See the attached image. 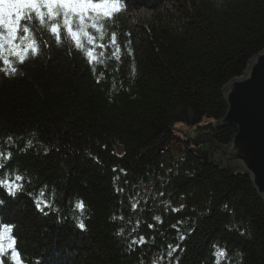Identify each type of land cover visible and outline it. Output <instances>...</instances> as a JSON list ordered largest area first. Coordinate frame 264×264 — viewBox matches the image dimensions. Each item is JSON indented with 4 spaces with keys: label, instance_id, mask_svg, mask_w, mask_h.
<instances>
[{
    "label": "trees",
    "instance_id": "16d2710c",
    "mask_svg": "<svg viewBox=\"0 0 264 264\" xmlns=\"http://www.w3.org/2000/svg\"><path fill=\"white\" fill-rule=\"evenodd\" d=\"M124 3L101 21L102 40L88 29L94 48L86 38L77 48L63 28L57 44L48 30L57 21L33 15L22 23L38 54L21 64L4 51L17 72L0 71V153H11L0 178L23 179L15 196L0 187V222L14 226L26 264H216V248L220 264H264V198L250 175L204 164L192 149L207 135L229 146L237 131L204 127L225 116L226 86L264 50V0ZM112 32L119 60L99 47ZM141 235L146 243L133 245ZM169 244L180 249L170 259Z\"/></svg>",
    "mask_w": 264,
    "mask_h": 264
},
{
    "label": "snow or ice",
    "instance_id": "6c2138e0",
    "mask_svg": "<svg viewBox=\"0 0 264 264\" xmlns=\"http://www.w3.org/2000/svg\"><path fill=\"white\" fill-rule=\"evenodd\" d=\"M126 7L124 0H0V59H3V63L6 66L5 68H0V71L13 75L17 72V68L3 55L5 50L16 56L17 61L21 64L28 58L29 51L33 56L38 54V43L32 36L27 23H22L25 21L30 22L33 19V15L42 26L46 23L45 18L49 22L57 21L50 23L48 26V30L55 37L57 44L61 42L60 33L61 28H63L65 35L71 39L77 48L83 47L82 40L85 38L94 48L96 46L94 43L95 37L89 33L88 29L91 28L98 32L102 40L105 33L104 24L101 21L105 19L111 20L116 14L124 11ZM20 31L24 33V36L20 37L23 47H21V44L14 43ZM24 41L28 42L25 44ZM5 45L8 46L7 49H5ZM99 47L114 48L113 57L116 60L120 59V45L117 43V34L115 32L111 33L108 45L101 44ZM128 54L131 55L130 49H128ZM85 55L89 63L97 61V56L93 49L87 50ZM10 140L11 138L9 137ZM29 145H31V141H29ZM0 158L4 160L11 159V153H0ZM2 167H4V164L0 163V168ZM22 179L23 177L17 173H13L11 176L6 174L3 178H0V187H3L9 195L15 196L22 188V185L17 182ZM42 197L43 192L35 200L36 207L40 211L50 206ZM0 204H3V201H0ZM136 208L137 204L133 203L132 209L135 211ZM84 209V202L82 200L76 201L74 210L83 216ZM172 211H179V209H172ZM154 219L162 223L160 217L157 216ZM138 225L139 222H137ZM77 226L81 230L85 229L83 219L77 220ZM13 227V225L0 222V264H3L4 258H7L11 264H26L25 258L17 248L16 237L12 235ZM148 227L152 228L153 225L149 224ZM178 239L183 240L184 236L181 235ZM131 243L133 245H144L146 239L141 235L138 239H133ZM168 248L167 257L169 259L176 251L180 250L179 245L173 247V245L169 244ZM214 255L216 256V264H220L226 253L223 249L216 248ZM160 259L163 260L164 257L161 256ZM153 264H157V261L154 260Z\"/></svg>",
    "mask_w": 264,
    "mask_h": 264
},
{
    "label": "water",
    "instance_id": "95a60500",
    "mask_svg": "<svg viewBox=\"0 0 264 264\" xmlns=\"http://www.w3.org/2000/svg\"><path fill=\"white\" fill-rule=\"evenodd\" d=\"M226 101L225 116L215 127L210 123L204 128L215 131L217 127L233 125L237 131L230 145H220L207 135L198 138L192 149L204 164L232 172L243 170L264 198V50L253 57L244 77L226 86Z\"/></svg>",
    "mask_w": 264,
    "mask_h": 264
},
{
    "label": "rangeland",
    "instance_id": "374dc122",
    "mask_svg": "<svg viewBox=\"0 0 264 264\" xmlns=\"http://www.w3.org/2000/svg\"><path fill=\"white\" fill-rule=\"evenodd\" d=\"M212 123V122H211ZM205 125V124H204ZM203 126V125H202ZM183 128V129H181ZM180 130H182V132L184 133V130H185V134L188 135V134H191L192 138H194L196 136V132H194V130H197V128H190V127H181ZM190 136V135H189Z\"/></svg>",
    "mask_w": 264,
    "mask_h": 264
}]
</instances>
